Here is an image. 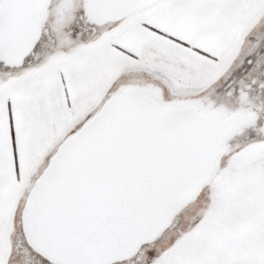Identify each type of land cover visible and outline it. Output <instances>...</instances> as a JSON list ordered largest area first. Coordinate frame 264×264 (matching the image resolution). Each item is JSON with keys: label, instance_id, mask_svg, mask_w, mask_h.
<instances>
[{"label": "snow or ice", "instance_id": "obj_1", "mask_svg": "<svg viewBox=\"0 0 264 264\" xmlns=\"http://www.w3.org/2000/svg\"><path fill=\"white\" fill-rule=\"evenodd\" d=\"M0 264H264V0H0Z\"/></svg>", "mask_w": 264, "mask_h": 264}]
</instances>
